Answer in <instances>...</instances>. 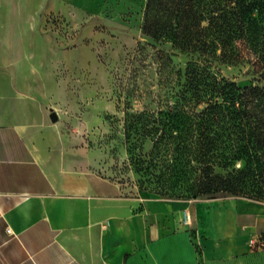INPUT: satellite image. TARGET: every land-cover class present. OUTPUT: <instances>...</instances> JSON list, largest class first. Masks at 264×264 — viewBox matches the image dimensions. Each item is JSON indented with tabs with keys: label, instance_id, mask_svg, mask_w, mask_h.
<instances>
[{
	"label": "trees",
	"instance_id": "16d2710c",
	"mask_svg": "<svg viewBox=\"0 0 264 264\" xmlns=\"http://www.w3.org/2000/svg\"><path fill=\"white\" fill-rule=\"evenodd\" d=\"M143 32L155 44L139 45L119 88L122 178L167 199L264 202V0H147ZM218 61L248 66L253 81L220 76Z\"/></svg>",
	"mask_w": 264,
	"mask_h": 264
},
{
	"label": "crops",
	"instance_id": "0c3cea01",
	"mask_svg": "<svg viewBox=\"0 0 264 264\" xmlns=\"http://www.w3.org/2000/svg\"><path fill=\"white\" fill-rule=\"evenodd\" d=\"M10 4L0 0L2 31ZM7 44L0 34V62ZM94 163L53 124L0 118V264H264L251 244L264 236V202L130 193Z\"/></svg>",
	"mask_w": 264,
	"mask_h": 264
},
{
	"label": "rangeland",
	"instance_id": "374dc122",
	"mask_svg": "<svg viewBox=\"0 0 264 264\" xmlns=\"http://www.w3.org/2000/svg\"><path fill=\"white\" fill-rule=\"evenodd\" d=\"M146 5L147 0H44L43 5L11 0L1 23L6 30H0L11 58L0 62V73L6 70L5 77L0 75V118L55 125L72 148L91 152L100 173L130 193L144 191L134 173L125 179L119 173L128 155L116 124L117 102L135 51L141 44H155L143 32ZM161 48L172 52L179 65L188 61L170 44ZM214 68L242 86L254 79L245 65L218 61ZM54 112L57 121L51 118ZM221 195L229 194L215 198ZM206 199L185 201L195 205ZM192 237L197 240L194 231Z\"/></svg>",
	"mask_w": 264,
	"mask_h": 264
},
{
	"label": "built area",
	"instance_id": "2783aa9c",
	"mask_svg": "<svg viewBox=\"0 0 264 264\" xmlns=\"http://www.w3.org/2000/svg\"><path fill=\"white\" fill-rule=\"evenodd\" d=\"M182 223L185 226H190L193 223V218L191 211L189 209H185L183 212V219ZM251 244L257 246V247H264V236L260 237L259 239H252Z\"/></svg>",
	"mask_w": 264,
	"mask_h": 264
},
{
	"label": "water",
	"instance_id": "95a60500",
	"mask_svg": "<svg viewBox=\"0 0 264 264\" xmlns=\"http://www.w3.org/2000/svg\"><path fill=\"white\" fill-rule=\"evenodd\" d=\"M51 118L53 121H57L59 117H58V114L56 112H54L51 114Z\"/></svg>",
	"mask_w": 264,
	"mask_h": 264
}]
</instances>
